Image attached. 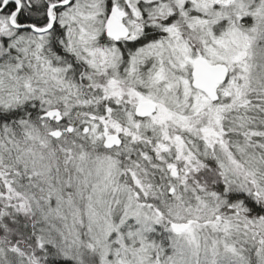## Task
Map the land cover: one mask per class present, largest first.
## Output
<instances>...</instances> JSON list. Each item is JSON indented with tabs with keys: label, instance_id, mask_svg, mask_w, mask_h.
Segmentation results:
<instances>
[{
	"label": "snow or ice",
	"instance_id": "6c2138e0",
	"mask_svg": "<svg viewBox=\"0 0 264 264\" xmlns=\"http://www.w3.org/2000/svg\"><path fill=\"white\" fill-rule=\"evenodd\" d=\"M0 264H264V0H0Z\"/></svg>",
	"mask_w": 264,
	"mask_h": 264
}]
</instances>
